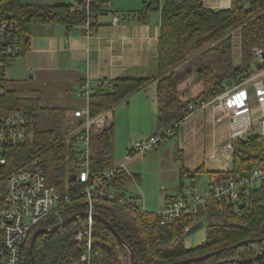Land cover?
<instances>
[{
    "label": "trees",
    "instance_id": "obj_1",
    "mask_svg": "<svg viewBox=\"0 0 264 264\" xmlns=\"http://www.w3.org/2000/svg\"><path fill=\"white\" fill-rule=\"evenodd\" d=\"M108 2L111 0H95L92 11L96 17H104L111 12L105 7ZM69 6L24 5L19 0H0V17L14 22L19 47L17 56L29 49L33 25L63 24L68 30L79 29L84 14L69 11ZM154 10L160 13L155 76L118 77L99 83L89 97V111L96 115L109 110L154 81L156 133L170 129V134L162 136L159 146L161 142L177 136L192 109L223 93L232 82L238 83L248 77L247 71L251 70L252 64H255V69L251 70L253 73L264 69V60L257 63L252 52L253 47L264 52V0H230L227 8L219 9L205 7L202 0H144L139 10L122 13L119 17L146 22ZM235 36L239 39L238 62L233 58ZM192 74L201 82L202 90L194 98L183 99L178 85ZM13 109L29 110L35 118V128L32 142L14 151L11 166L35 162L48 184L70 197L69 202L59 207V219L45 220L35 230L51 227L73 214L85 213L88 209L86 197L82 194L85 184L70 181L75 157L73 140L64 138L68 131V110L44 107L38 96H20L17 91L6 87L0 95V115ZM113 142L114 127L111 123L91 135V177L112 169ZM262 165L264 138L249 134L233 143L231 171L207 174L211 183H219ZM203 171L202 167L196 170L198 173ZM186 174L187 171L181 167L178 193L184 190L186 179L191 187L195 186V176L186 177ZM131 179V175L120 170L115 177L95 187L91 200L93 214L108 221L116 230L131 249L134 264H171L223 248L228 249L189 264H264V242L257 240L264 237V184L252 189L240 201L221 199L205 203L196 218V221L205 222V239L201 245L186 249L185 229L192 222L187 215L181 213L161 223L157 211L135 212L99 195V191L105 189L125 194L124 186ZM172 197L175 195L166 196L164 203ZM86 228V216H79L61 229L38 236L32 250L34 264H73L74 259L86 251L85 239L75 240L77 233ZM30 237L23 248L22 264H31ZM245 240L249 242L231 248ZM88 263L129 264V251L96 218L92 220Z\"/></svg>",
    "mask_w": 264,
    "mask_h": 264
},
{
    "label": "built area",
    "instance_id": "obj_2",
    "mask_svg": "<svg viewBox=\"0 0 264 264\" xmlns=\"http://www.w3.org/2000/svg\"><path fill=\"white\" fill-rule=\"evenodd\" d=\"M226 1L202 0V3L207 8L219 9L227 8ZM94 3L95 0H73L69 6V11L84 14L79 30L87 37L93 35L99 26L114 25L118 21L115 16L108 22L103 17H96L92 11ZM105 7L110 9V2L106 3ZM14 29L12 19L0 17V95L6 88L7 62L19 53ZM252 52L257 63L264 60L260 49L253 47ZM247 73L248 77L238 83L232 82L228 90L190 112L192 114L205 106H211L219 111L220 119L228 123V142L224 145L227 149H232L235 141L249 134H258L264 138V69L257 73L248 70ZM250 87L254 90L252 94L248 93ZM92 93L93 90L85 81L76 93L78 98L84 100V105L66 114L68 131L64 138L68 141L73 140L75 157L71 165L74 170L71 175H75L76 182L85 184L82 194L85 195L88 206L84 214L87 218V228L78 232L75 237L78 242L85 239L86 251L75 258L73 264H89L93 220L92 191L103 181L115 177L120 170L128 173L129 161L142 157L158 145L162 136L170 134V129H167L162 133L155 132L145 139H132L127 146L125 162L113 165L112 169L91 177L90 137L110 124L108 110L96 115L90 114L89 97ZM251 95L256 98V107L249 99ZM34 128L35 118L27 109H13L0 115V264H22L25 242L36 226L48 219H59V207L70 200L68 195L60 193L55 186L48 184L35 162L28 161L15 167L11 166L14 151L32 142ZM263 184L264 165L256 166L244 175L237 174L224 182L209 183L200 192L194 187L184 188L181 193L163 203L157 212L161 217V223L183 213L192 221V225L198 222L196 218L208 201L221 199L240 201L241 197L247 196L252 189ZM99 195L127 206L135 212L144 210L143 202L140 204L142 200L140 197L134 199L111 189L99 191Z\"/></svg>",
    "mask_w": 264,
    "mask_h": 264
},
{
    "label": "crops",
    "instance_id": "obj_3",
    "mask_svg": "<svg viewBox=\"0 0 264 264\" xmlns=\"http://www.w3.org/2000/svg\"><path fill=\"white\" fill-rule=\"evenodd\" d=\"M229 5L230 1L227 0L226 7ZM140 6L122 10L119 13L110 2L109 11L116 14L109 12L104 15L103 19L108 22L115 16L118 20L117 23L99 26L97 31L89 37L83 35L78 28L68 30L63 24L33 25L29 49L7 62V83L28 80L36 84L39 89L37 88L35 96H38L40 104L43 99L42 91L48 87L53 90L52 102L49 107L66 108L69 113L84 105V100L78 98L76 93L85 81L94 90L99 83L118 77L153 78L156 74L159 11L154 16L149 15L146 22L127 21L119 17L122 13L139 10ZM239 57V39L235 36L234 61L238 62ZM253 65L255 66V64ZM253 69L251 68V70ZM194 79L197 78L192 74L183 81H193ZM149 88L154 92V98L151 99L152 104L141 100L148 95H143V92L148 93ZM229 88L230 85H227L226 90ZM201 90V82L200 85H183L182 87L178 85L179 94L183 99L194 98ZM249 99L256 107L255 96L251 95ZM121 102L123 104L119 108L123 114V123L127 127H129V116H132L134 112H137L138 115L144 114L146 123L143 122V126L136 131L127 132L123 144L125 153L114 158L113 165L126 161L127 146L132 139H145L156 132L155 82L151 81ZM111 115L113 116L110 117V123L113 124L115 130L114 112ZM228 131V123L226 120L220 119L219 111L211 106H205L185 118L176 137L167 139L168 142L167 140L163 142L164 148L171 151V177L170 175L169 177L174 180L175 185L161 188L162 204L160 208L163 206L166 196L178 194L181 167L187 171L186 177L195 176L194 184L196 176L204 174L207 179L206 186L211 183L208 172L231 171L232 149L224 148L225 144L222 145L228 139ZM144 155L127 163L128 173L133 179L124 186L126 195L142 198L138 193L135 194L128 190V183L131 182L137 186L141 175L150 171L148 164L152 158L148 159ZM200 167L204 171L196 172ZM174 189L176 190L175 194H170ZM204 239L205 230L196 231L185 238L184 247L186 249L195 248L201 245Z\"/></svg>",
    "mask_w": 264,
    "mask_h": 264
},
{
    "label": "rangeland",
    "instance_id": "obj_4",
    "mask_svg": "<svg viewBox=\"0 0 264 264\" xmlns=\"http://www.w3.org/2000/svg\"><path fill=\"white\" fill-rule=\"evenodd\" d=\"M21 4L24 5H59V4H72V0H19ZM143 0H111V3L113 4L114 8L117 10V12L127 9H134L138 8V6L141 5V2ZM120 13V12H119ZM157 11H152L150 15H155ZM254 68L255 66L252 64L251 66ZM255 69V68H254ZM200 85V81L197 79H194L193 81L188 80L186 82H180L179 85L181 87L183 85ZM7 88L13 89L17 91V94L24 97H34L37 90L39 89L36 84L26 80V81H20V82H8ZM38 88V89H37ZM53 90L46 87L43 91V99L41 101L42 106L49 107L51 106L50 102L51 95ZM148 94V95H147ZM142 95V94H139ZM144 99H141L142 102H148V104H152V98H154V92L148 90V93L143 92ZM138 97V96H135ZM138 99V98H137ZM123 102H119L116 105H114L111 109L108 110L110 117L112 112H114V120H115V130H114V142H113V151H114V158L121 156L125 153V147L123 146L127 132H133L138 130L143 126L145 122V115H138L137 112H134L132 116H129V127L126 126L125 123H123V114L120 111L119 106H121ZM53 106V105H52ZM119 108V110H118ZM119 111V112H118ZM137 114V115H135ZM122 118V119H121ZM120 120V123H119ZM118 121V123H117ZM118 124V129H117ZM168 142V140H167ZM123 146V147H122ZM146 158L151 159V162L149 165V172L146 171L144 174L141 175V179L138 180V185L135 186L133 183H128V190L130 192H134L135 194H139L142 197V200H140V204L144 206V210L146 211H158L161 204H162V197L160 195L161 188H169L172 185L174 186V180H171V172H170V166H171V151L169 149L164 148V143L161 142L158 147L153 148L150 152L146 153L144 155ZM146 164V166L148 167ZM154 170V171H153ZM173 174V173H172ZM170 175V177H169ZM173 179V178H172ZM131 183V184H130ZM207 179L204 176V174H198L195 178V186L194 189L197 192H200L203 190L204 187H206ZM185 188H191L190 182L188 179L185 180ZM168 191H170L168 189ZM175 189L170 194H175ZM127 193V192H126ZM128 194V193H127ZM204 231L205 230V222L204 226L197 230V231Z\"/></svg>",
    "mask_w": 264,
    "mask_h": 264
},
{
    "label": "water",
    "instance_id": "obj_5",
    "mask_svg": "<svg viewBox=\"0 0 264 264\" xmlns=\"http://www.w3.org/2000/svg\"><path fill=\"white\" fill-rule=\"evenodd\" d=\"M264 58V52L261 55ZM254 92L253 88L250 87L248 89V93L252 94ZM228 141H224V143H222V145L226 144ZM70 181L74 182L75 181V175H71L70 176ZM85 213H80V214H73L71 217H69L68 219L61 221L51 227H47V228H39L37 230L34 231V233L31 235L30 240H29V255H30V262L31 264H34V257H33V246L35 243V240L38 236L43 235V234H48V233H52L58 229L63 228L65 225H67L70 221H72L73 219L79 217V216H84ZM93 218L98 219L100 222H102L104 225H106V227H108V229L113 233V235L117 238L118 242L123 245L128 251H129V264H134V259H133V253L131 251V249L127 246V244L121 239V237L119 236V234L116 232V230L111 226V224L106 221L105 219L93 214ZM204 226V222L203 221H198L194 224H192L186 231H185V236L188 237L189 235L193 234L194 232H196L197 230L201 229ZM258 241H262L264 242V237L257 239ZM249 242L248 240L245 241H241L240 243L231 246L232 247H236L239 244H243V243H247ZM228 248H223V249H218L215 251H211L208 252L206 254L200 255V256H196V257H191L182 261H178V262H174L171 264H189L192 262H198V261H202L205 259H208L209 257L217 254L218 252L227 250Z\"/></svg>",
    "mask_w": 264,
    "mask_h": 264
}]
</instances>
